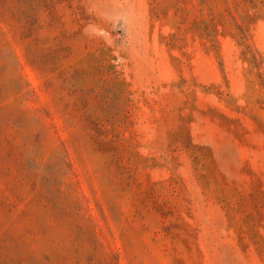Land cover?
Segmentation results:
<instances>
[{"label": "rangeland", "instance_id": "obj_1", "mask_svg": "<svg viewBox=\"0 0 264 264\" xmlns=\"http://www.w3.org/2000/svg\"><path fill=\"white\" fill-rule=\"evenodd\" d=\"M0 264H264V0H0Z\"/></svg>", "mask_w": 264, "mask_h": 264}]
</instances>
